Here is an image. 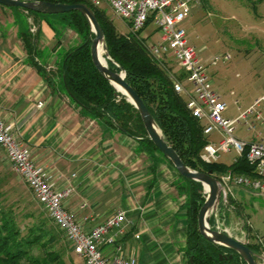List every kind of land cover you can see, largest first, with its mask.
<instances>
[{"label": "crops", "instance_id": "0c3cea01", "mask_svg": "<svg viewBox=\"0 0 264 264\" xmlns=\"http://www.w3.org/2000/svg\"><path fill=\"white\" fill-rule=\"evenodd\" d=\"M101 8L114 16L107 2ZM119 20L127 31V24ZM49 21L45 17L38 21L40 56L44 64L58 65L77 36L67 31L59 40ZM31 23L24 10L0 5V118L30 147L35 163L55 177L58 189H74L64 205L86 230L123 210L126 222L119 243L126 258L134 257L137 264H187L188 205L179 188L183 182L179 172L159 152L146 150L140 140L82 113L59 81L58 90L51 88L30 64L21 39L30 32ZM215 134L218 139L209 136V142L219 141L220 135ZM236 190L249 193L233 187ZM231 236L238 239L234 233ZM64 245L67 264H85L65 238ZM102 251L111 257L115 245L106 243Z\"/></svg>", "mask_w": 264, "mask_h": 264}, {"label": "trees", "instance_id": "16d2710c", "mask_svg": "<svg viewBox=\"0 0 264 264\" xmlns=\"http://www.w3.org/2000/svg\"><path fill=\"white\" fill-rule=\"evenodd\" d=\"M30 1L85 3L92 8L105 35L110 56V60H107L109 68L118 73L125 72V80L144 101L165 140L175 149L186 166L198 172L212 171L219 180L227 172L255 176V167L245 157L239 158L230 165L223 162L207 164L201 160L200 155L205 145L209 143V136L203 133V123L187 109L185 96L175 91L171 77L175 73L169 64L171 59L168 61L155 59L148 50L147 38L142 37L140 33L122 34L106 10L82 0ZM13 9L24 10L27 18H31L30 32L23 33L21 39L30 64L38 70L54 91L58 90L56 81H59L64 93L82 113L128 137L140 140L146 150L159 152L166 159L149 139L135 106L95 67L91 56V45L95 35L82 13L71 11L51 17L24 8ZM41 17L50 20L49 24L59 40L69 30L77 35L75 45L64 51L62 61L58 65L42 62L38 26ZM32 28L36 30L32 31ZM181 74L182 77L183 73ZM180 177L183 182L179 188L186 196L188 205V233L185 247L187 264H246L236 252L209 242L201 235L198 228V214L206 199L204 187L198 181L187 179L182 175ZM3 182L4 178L0 177V264H67L64 259L65 245L62 246L63 251L52 250L64 237L63 233L31 196V190L28 188L31 193L27 190L26 196L23 197L28 201L27 210L19 218L15 210L18 202L10 205L5 203ZM27 197H31V202ZM28 205L32 208H28ZM220 206L224 207L223 204H220L219 208ZM210 226L215 229L213 216L210 218ZM244 229L249 232L250 225L246 224ZM247 245L259 260L262 246L256 242ZM40 246L51 250L44 256L35 255L34 250ZM231 254L233 259L225 258ZM221 256L223 259L220 258Z\"/></svg>", "mask_w": 264, "mask_h": 264}, {"label": "built area", "instance_id": "2783aa9c", "mask_svg": "<svg viewBox=\"0 0 264 264\" xmlns=\"http://www.w3.org/2000/svg\"><path fill=\"white\" fill-rule=\"evenodd\" d=\"M93 6L101 7L107 2L116 17L124 21L131 33L143 31L149 23H153L160 33L156 42L147 45L150 54L157 60H175L183 70V76L172 74L175 91L185 96L187 109L199 119L203 125V133L211 136L220 135L218 142L205 145L200 158L207 164L219 162L221 155L236 153L255 167V176L224 174L220 181L223 185L224 203L226 197L232 195L233 187H240L251 192L264 194V95L257 98L237 118L225 117L228 105L214 90L209 74L201 63L196 48L189 44L184 22L190 15L192 0H82ZM36 28H32L35 31ZM219 58L212 61L215 65ZM225 59H229L226 56ZM189 85L190 89L186 86ZM40 102L38 107H42ZM242 125L243 135L237 137V126ZM0 149L3 150L13 171L28 186L34 198L43 207L54 225L63 233L72 251L81 256L85 264H137L134 257L126 258L124 246L119 237L124 231L126 213L117 210L113 216L86 230L83 222L65 208L64 201L74 189L69 186L58 189L55 177L32 159L30 147L17 136L11 124L0 118ZM75 175H73L74 177ZM62 176H58L61 178ZM207 195L206 192H204ZM219 208V206H218ZM217 209L211 216L218 214ZM215 229L231 235L228 229L216 219ZM246 223H249L248 220ZM249 225V224H248ZM252 241L263 248L259 257L264 264V244L257 235ZM106 243L115 245L114 255L107 257L102 251Z\"/></svg>", "mask_w": 264, "mask_h": 264}, {"label": "rangeland", "instance_id": "374dc122", "mask_svg": "<svg viewBox=\"0 0 264 264\" xmlns=\"http://www.w3.org/2000/svg\"><path fill=\"white\" fill-rule=\"evenodd\" d=\"M190 9V16L183 26L188 42L196 48L213 88L228 105L225 117L237 118L257 98L264 95V0H192ZM114 16L111 17L119 32L129 35V29L126 31L123 23ZM23 24L26 26V23ZM140 34L144 38L150 37L147 40L149 44L160 38L153 23H149ZM226 56L229 59L226 60ZM216 58L219 59L213 65L212 61ZM169 64L175 74L182 75L183 70L175 60H170ZM242 128V125L237 126V137L244 136ZM211 139H218V135L213 133ZM1 154L0 151V177L4 178L2 190L5 191V203L10 205L18 202L15 210L20 218L27 210L28 201L23 198L27 189L17 174L5 165ZM235 158L234 151L221 155L222 162L226 164H231ZM249 193L237 190L233 192L232 189V195L226 197L227 203H224L223 196L220 204L224 207L218 208L219 215L214 218L215 224L217 219L244 243L253 240L251 235H257L264 244V194L261 197ZM27 198L31 202V197ZM28 208L32 206L28 205ZM247 220L249 223H246ZM246 224L250 225L249 232L244 229ZM63 245L62 238L52 250L60 252ZM49 250L51 249L40 246L34 250V254L44 256Z\"/></svg>", "mask_w": 264, "mask_h": 264}, {"label": "water", "instance_id": "95a60500", "mask_svg": "<svg viewBox=\"0 0 264 264\" xmlns=\"http://www.w3.org/2000/svg\"><path fill=\"white\" fill-rule=\"evenodd\" d=\"M0 5L10 8H24L46 15L64 14L71 11H79L82 13L88 20L91 26V31L95 35L91 45V56L95 67L107 80L111 82L117 91L124 94L127 97V100L135 106L141 116L149 139L155 144L164 157L176 168L179 174L187 179L202 183L204 192H206L207 195L198 214V228L201 235L209 242L236 252L241 256L246 264H260L259 260L256 259L255 253L248 247L247 244L227 233L211 228V215L218 209V206L224 196L221 181L214 176L212 171H209L208 173L198 172L186 166L175 149L165 140L161 129L157 125L144 101L125 80V72L121 71L118 73L111 70L108 66V62L107 64H103L99 56L100 45H102L103 50L105 51L107 60H110V56L107 50L104 32L90 6L85 3L65 4L30 0H0ZM220 258L223 259V256ZM225 258L233 259V254L226 256Z\"/></svg>", "mask_w": 264, "mask_h": 264}, {"label": "bare ground", "instance_id": "6f19581e", "mask_svg": "<svg viewBox=\"0 0 264 264\" xmlns=\"http://www.w3.org/2000/svg\"><path fill=\"white\" fill-rule=\"evenodd\" d=\"M99 56L101 61L103 62V64H107V58L105 56V51L103 50L102 45H100L99 47ZM207 188V187H206ZM208 189V188H207Z\"/></svg>", "mask_w": 264, "mask_h": 264}]
</instances>
